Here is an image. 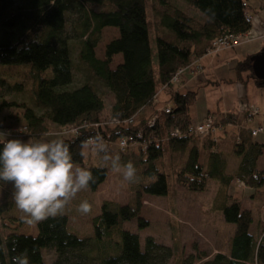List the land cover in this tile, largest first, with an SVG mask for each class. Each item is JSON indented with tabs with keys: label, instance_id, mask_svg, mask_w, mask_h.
Segmentation results:
<instances>
[{
	"label": "trees",
	"instance_id": "trees-1",
	"mask_svg": "<svg viewBox=\"0 0 264 264\" xmlns=\"http://www.w3.org/2000/svg\"><path fill=\"white\" fill-rule=\"evenodd\" d=\"M185 1L205 15L203 22L168 0H0V77H21L9 84L0 78V85L6 84L27 97V101L17 103L0 94V128L20 129L23 137L17 138L26 142L43 141L49 133L46 122L60 129L78 127L74 135H58L69 144L74 163L92 171L95 183H90V189L105 180L110 166L89 163L91 153L81 157V142L96 133L107 143L132 135L146 147L137 146L124 153L110 149L120 155L122 163L132 161L137 174L153 179L141 184L134 206L102 202L99 213L91 218L92 238H80L70 232L66 214L37 223L36 235L11 231L3 237L0 232V264H11V257L25 250L30 264H47L43 248L55 250V264H159L151 255L158 245L147 238L146 250L142 252L137 234L124 231L122 225L124 221L136 220L139 227L146 226L148 222L139 215L141 194H166V176L157 166L165 149L173 152L176 159L183 158L174 178L179 187L203 191L209 180H216L220 182L218 193L227 199L231 197L227 195L228 188L235 180L255 191L264 186V162L259 166L264 143L251 135L248 111L226 112L214 121L215 127L241 125L233 147L239 162L229 173L212 132L196 136L189 130V109L196 101V91L174 89L170 82L175 72L190 68L204 56L214 39L249 31L250 23L245 20L249 5L246 0ZM261 2L264 9V0ZM212 12L214 20L209 19ZM106 27L116 28L118 35L107 42L103 57L98 58L94 50ZM150 31L155 40L157 78ZM117 54L122 60L111 68ZM257 54L235 62L233 68L241 83L252 79L255 84L264 85L252 70ZM159 90L167 97L168 113L156 110ZM109 93L114 95V102L104 115V98ZM12 106L24 108L15 119L3 115ZM156 113V120L150 124ZM114 118L118 123H102ZM173 130H179L180 135L170 137ZM14 138H0V148L3 141ZM93 155L102 161L95 152ZM4 183L0 181V186ZM221 210L227 222L236 224V232L228 253H216L213 264H264V225L257 236L253 234L250 212L241 210L235 199ZM116 234L121 236L123 247L118 255L89 252L98 241L106 240L112 245Z\"/></svg>",
	"mask_w": 264,
	"mask_h": 264
},
{
	"label": "rangeland",
	"instance_id": "rangeland-1",
	"mask_svg": "<svg viewBox=\"0 0 264 264\" xmlns=\"http://www.w3.org/2000/svg\"><path fill=\"white\" fill-rule=\"evenodd\" d=\"M168 1L200 22L205 20V15L185 0ZM246 1L250 5L248 10L260 12L262 0ZM117 35L118 31L116 28L106 27L102 30L100 40L94 50L98 58L103 57L104 47L107 42ZM258 35L264 40L263 33L260 32ZM247 36L248 34L244 36L238 35L240 42L235 47L213 51L211 50V45L205 54L208 57L200 63L198 61H200L202 56L190 65L192 67L197 62L194 70H190V68H188L189 70L187 68L179 70L180 72L177 71L175 75L176 77L178 76L177 79L170 80V82L174 89L196 91V101L189 109L192 124L201 122L208 115L213 121L217 122L226 112L239 113L243 109L256 110V114L247 121V127L257 128L262 126L263 130L258 131L259 133L255 136L257 140L264 143V85L259 86L252 79L241 83L237 79L236 70L233 68L235 63L230 60L234 56L238 60H242L246 57L245 50L247 52L258 50L257 45L259 42H254V39H250ZM149 42L152 50L153 69L157 78L158 61L155 54V40L151 31L149 32ZM121 60L120 54L115 55L110 67L114 68ZM234 60L236 62L237 59ZM183 75L184 77L181 79ZM242 77H245V73H242ZM0 78L4 79L8 84L10 81L13 83L16 79H21L19 75H11V77L4 75ZM30 86L31 84L27 85V88H30ZM20 88L23 87L21 86ZM161 90L155 97L157 112L163 111L166 105L165 100L167 97L163 92H160ZM0 94L8 99H14L17 103L27 101V97L21 96L14 88H10L6 84L0 85ZM104 102V115H107L111 104L114 102V95L112 93L107 94ZM23 109V106H12L6 109L3 115L7 114L14 118L22 113ZM157 116L158 113L153 115L155 120ZM107 122H111L110 124L118 123L116 119L102 121L103 124H107ZM0 123L3 122L0 120ZM46 125L49 133L43 140L53 139L58 134L74 135L78 130V127L73 125L62 129L50 122H46ZM177 131L178 135H180V131ZM236 131L237 128L229 124L215 127V130L212 131L213 137L217 140V147L226 159V170L229 173L237 168L239 162L238 156L233 150ZM20 132L21 130L16 128H0V133L5 134V136H0V138L23 137ZM192 134L204 136L209 134V132L206 134H195L193 132ZM170 137L173 136L170 135ZM108 144L115 151L123 153L133 151L137 146H142L135 145L134 141H129L127 147L122 151L118 147L119 141L117 139L109 141ZM145 147L142 146V148ZM85 151H89L92 154L88 160L89 163L104 165L103 161L94 157V152ZM182 162L183 158L176 159L173 152L168 149L164 150L157 166L166 176V194L142 193L139 215L148 224L144 227H139L136 220H130L124 221L122 228L126 232L137 234L142 252L146 250V239L151 238L158 245V247L152 249L151 255L159 264H213L212 261L216 253H228L232 238L236 232V224L227 222L224 219L221 210L222 206L230 204L232 199L237 200L241 210L246 209L250 212L252 217L250 231L257 236L264 225V186L260 187L259 191H255L246 187L242 182L235 180L228 188L227 195L231 197L227 199H224L225 197L218 193L220 182L216 180H209L203 191L188 190L176 185L174 180L175 171ZM263 162L264 153L260 157L259 166ZM76 165L81 166L79 164ZM138 177V183L128 184L123 181L120 174L114 173L108 168L105 180L96 189L88 187L79 192L65 210L64 214L68 216L69 231L80 238L94 237L91 218L99 213L100 205L104 201L134 206L136 193L140 189L141 184H147L153 180L150 177H145V175L141 176L138 174ZM12 193L13 185L11 183H4V185L0 186V232L2 236L4 237L7 232L11 231L36 235L37 225H28L22 221L21 216L23 214L15 206ZM83 200H87L92 204L90 214L83 215L77 211L79 203ZM122 248V238L119 234H116L112 239V245L106 240L98 241L93 244L89 252H99V254L104 256H115L121 252ZM41 251L47 264H55L57 260L55 250L43 248Z\"/></svg>",
	"mask_w": 264,
	"mask_h": 264
},
{
	"label": "clouds",
	"instance_id": "clouds-1",
	"mask_svg": "<svg viewBox=\"0 0 264 264\" xmlns=\"http://www.w3.org/2000/svg\"><path fill=\"white\" fill-rule=\"evenodd\" d=\"M209 19H215L214 12ZM0 136L5 134L0 133ZM81 149V157L89 155V151L85 150L95 152L104 166H110L111 171L120 174L124 182H139L135 164L132 161L122 163L120 155L112 153L99 133L82 141ZM0 181L13 185L12 198L23 214L22 221L34 225L63 215L77 194L87 189L90 183H95V177L91 170L74 163L69 144L57 135L43 141L28 139L25 142L18 138L3 141L0 148ZM77 211L83 215L90 214L92 204L83 200ZM12 251H16L15 246ZM11 264H30L27 250L13 255Z\"/></svg>",
	"mask_w": 264,
	"mask_h": 264
},
{
	"label": "built area",
	"instance_id": "built-area-1",
	"mask_svg": "<svg viewBox=\"0 0 264 264\" xmlns=\"http://www.w3.org/2000/svg\"><path fill=\"white\" fill-rule=\"evenodd\" d=\"M243 5H245V3ZM245 20L248 23H250L251 28H250L249 31H247L245 33L236 34V36H234L235 33H228V34H225L224 36H220V37H218V38H216V39H214L212 41V43H211V45H212L211 50H213V51H219V50L224 49V48H227V47L228 48L229 47H235L240 42V40L238 38V35H243L244 36L246 34H248V35L251 34L252 31L254 30L253 28L254 27L257 28L256 25H255V24H257V19L252 14L246 13L245 14ZM256 31H257V33H260L258 31V29ZM253 34H255V30H254V33ZM179 70H182V69H179ZM175 75H176V72L173 74V76L171 78V81L177 79L178 76L176 77ZM163 109L162 110L164 112H166V113L170 111V108H169L168 105H165V108H163ZM247 111H248V114L251 115V117L256 114V110L251 111L250 109H248ZM154 120H155V118L153 117L152 119L149 120V123L152 124L154 122ZM228 124L229 125H232L235 128H240L241 127L240 124H233V123H228ZM189 130L192 133L194 132L195 134H206L208 132H212V131L215 130L214 121H213V119L210 116H208V117L204 118L201 122H197L196 124H192L190 126ZM261 130H263L262 126H258L257 128H251L250 129V133H251V135L255 136ZM139 134L140 133H138V137H140ZM170 135L176 136V135H178V131L177 130L170 131ZM117 140L119 141V146L118 147L122 151L127 147L129 141H134V144L135 145L145 146V143L144 142H141L139 140H136L135 138H133V136L121 137V138H119ZM118 147H116V148H118Z\"/></svg>",
	"mask_w": 264,
	"mask_h": 264
},
{
	"label": "crops",
	"instance_id": "crops-1",
	"mask_svg": "<svg viewBox=\"0 0 264 264\" xmlns=\"http://www.w3.org/2000/svg\"><path fill=\"white\" fill-rule=\"evenodd\" d=\"M246 3L249 5V2L248 1H246ZM260 8V7H259ZM249 9H250V5H249ZM253 9V8H252ZM249 12H250V14H252L256 19H257V24H255L256 25V27L257 28H253L254 30H255V34H253L254 33V30L252 31V33L251 34H249L247 37L248 38H250V39H254V42H259L258 43V50L256 49V50H253V51H251V52H247V50H245V53H246V55L245 56H247V55H249V54H256V53H259V52H261V51H263L264 50V40L263 39H261L260 37H259V35H258V33H257V29H258V31H260L261 33H263L264 34V9L263 8H260V12H257L256 10H253V11H251V10H249ZM257 36V37H256ZM246 42V41H245ZM244 56V57H245ZM206 57H208V55H204L201 59H200V61H198V62H200L201 63V61L203 60V59H205ZM234 59H237L236 60V62L237 61H239L238 60V58H235V56H234V58H231L230 60H231V62H233V63H235L234 61ZM229 60V61H230ZM210 63V62H209ZM197 66V62L195 63V65H193L192 67L190 66V70H194L195 69V67ZM188 69V68H187ZM189 70V69H188ZM184 77V75L181 77V79Z\"/></svg>",
	"mask_w": 264,
	"mask_h": 264
},
{
	"label": "water",
	"instance_id": "water-1",
	"mask_svg": "<svg viewBox=\"0 0 264 264\" xmlns=\"http://www.w3.org/2000/svg\"><path fill=\"white\" fill-rule=\"evenodd\" d=\"M252 70L257 79H262L264 81V50L254 57Z\"/></svg>",
	"mask_w": 264,
	"mask_h": 264
}]
</instances>
